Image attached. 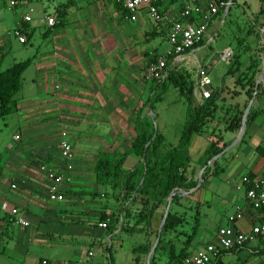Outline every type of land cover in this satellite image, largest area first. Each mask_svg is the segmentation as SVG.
I'll return each instance as SVG.
<instances>
[{
    "label": "crops",
    "instance_id": "crops-1",
    "mask_svg": "<svg viewBox=\"0 0 264 264\" xmlns=\"http://www.w3.org/2000/svg\"><path fill=\"white\" fill-rule=\"evenodd\" d=\"M183 2L184 0H159L158 3L160 10L168 18H172L177 17ZM228 2L227 9L222 10L210 20L205 34L208 43L214 42L215 47H217L214 52L216 61L222 62L219 56L224 50H228L230 59L232 55L238 57L239 66L230 75H225V70L216 86H211L210 80V92L215 93L211 118L196 134L201 135L205 132V128L209 129V143L213 141L212 137L214 135L221 138L216 147H220L222 144L227 146L235 138L237 131L233 133L222 131L223 133H221L219 127L215 125V119L222 116V113L233 117L238 110L242 109L245 103H248L251 98L247 100L245 91L248 89V85L246 80L253 71L260 68L261 59L264 55V0L257 1L255 10L246 15L245 19L237 17L238 13L234 10V6H237L238 3L234 0H228ZM240 3L243 6L245 5L244 1ZM17 8L25 10L23 15L29 10L30 13L36 12L38 23L35 26L41 28L43 48L31 59L30 64L33 65V75L24 82V87L22 86L23 78L21 76L30 64L21 73L18 90V92H21V96H16L18 92L15 94V107L9 113L19 114L16 121V132L10 138L16 146H13V144L6 145V149H13L14 153L11 155V163L0 167V202L5 201L9 210H14L18 216L27 222L26 216L39 219L36 226L32 225L34 234L30 241L33 242L54 238L55 233H53L52 225L54 226L58 222L57 214L66 213L67 207H79L80 214L88 211L93 212L95 218L97 216L94 222L96 227L101 214L105 216L104 221L106 222L109 218H117L118 221L112 230L104 229V232L108 234V245L106 247H102L99 243L98 251L94 253L93 245H95V242H91L89 247L82 253L78 248L76 250L72 246L69 256L64 260L43 257L57 264H105L106 253L104 249L109 246L115 264H120L119 258L122 253H126L128 256L127 264H146V254L143 253V249L146 242L149 243L155 239L154 233L157 231L167 204V197L153 211L149 219L147 233L146 228L144 230L143 223L136 225L133 231L129 233V229L135 221V214L141 209L138 199L134 200L132 196L124 198L119 186L113 187L109 184H104L110 188L108 194L105 191L91 192L90 187L93 185L100 186V184L94 182V174L91 170L93 162H88V156L89 154L108 151L110 144L105 145V139L108 138L107 140H109V137L114 138L110 151L120 149L124 152L128 150L129 146L119 147L120 140L118 139L129 134L127 130L132 132V136L135 134L133 120L129 117H132L131 113L136 109L138 100L147 94L144 86L145 82L141 80L140 65L145 57L149 58L152 54V47L140 50L137 49L138 43L142 47L149 40L159 39V33L162 30L165 31V39L168 23L163 21L154 24L142 10L136 14L134 21H129L126 13L115 0H46V3H41L39 0H28L26 6H18ZM44 16L54 19L55 24L53 27L46 28L44 26ZM20 19L21 17L15 22V25ZM33 28L28 23L26 24L28 32H33ZM208 29H212L211 34L207 33ZM223 36L226 37V40L220 39ZM29 39L25 43L29 42ZM205 39L199 46L186 51L173 66H188L194 71L198 66H206L209 76V70L215 62L210 60L208 55L200 56L199 54L203 45L206 44ZM1 47L2 43L0 42ZM261 47H263V50H261ZM255 60L259 62L256 68L252 62ZM222 63L228 68L230 62ZM245 74L247 78L239 82V78L244 77ZM257 75L256 72L253 79L254 84ZM192 78L194 83L191 89L192 101L189 106L186 105L187 119L185 126L189 121V113L204 101L199 98L195 72ZM258 84H260L262 92L257 96L252 93L251 97L253 98L248 109L253 117L245 126L241 138L215 160L218 168L217 174L211 175L212 165H208V160L212 156L210 157L207 149L205 150V158L201 162L192 164L188 159L184 162H178V157H176L177 162L173 166V172L177 174L182 172L183 177H185L184 185L194 180L197 181V173L202 167L204 169L209 167V170L198 187L195 189L194 186L188 189L187 191L190 190V192L186 195L183 194L185 192L183 188H177L180 194L178 193L176 201L169 204L168 211L180 216L183 221L161 236L160 248L154 254L155 264L167 263L170 246L173 249V256L177 255L183 247V242L186 236L191 233L193 227L192 225L189 233L181 230V226L187 223L184 207L186 205L190 206V203H194V201L195 207H198L201 203L197 200L199 193L202 198L207 193L215 196L216 200L225 199L227 207L223 208V211L220 210L221 208L216 210V207H213V212L210 214L213 227L210 226L208 231H201L199 237L204 241L191 249L190 245L194 241V235L201 225L197 216L195 233L189 244L184 248L182 258L178 259L175 264H181L184 258L198 251L205 244L213 242L215 230L227 225L226 218L228 216L235 213L240 214L241 217L235 221L234 226L241 231H247L251 225L259 221V212L248 206L243 196V190L239 186L240 178L244 175L253 179H264V147L261 146L264 145V129H262L260 123L255 122L257 117L264 114V78ZM23 89H25L24 92ZM253 89L255 88L253 87ZM149 94L151 95L150 88ZM41 109H48L47 116L39 117L38 112ZM140 117L142 118V116ZM1 118H4V116ZM49 119H56L59 124L63 122L66 128L64 133L71 139L72 151L76 155L72 163L69 182L59 187L63 198L68 196V199L65 202L64 200L58 203L52 202L55 205H51L46 199L47 182L38 171V166L40 164L57 168L60 166L57 143L40 148L28 160H26L23 148L25 142L35 141L38 138L40 129L44 126V123L49 122ZM212 119L214 120L213 124L211 123ZM117 146L118 148H116ZM156 160L155 170L159 172V168L163 169L160 172H164V180L167 167L165 168L163 164L158 162V149ZM140 162L138 156L130 153L124 158L120 169L124 173L135 171L136 174L133 179L135 181L139 176L140 168L138 164ZM149 164H153V158H151ZM8 174L12 177L7 179L5 184L3 179ZM10 185H14V188H10ZM160 187L162 191L164 182H161ZM144 191L147 192V188ZM157 193H152V199L146 195L150 203L154 200V195H156L155 198H159ZM96 197L98 198L97 201H95ZM80 198L85 200L82 202ZM80 201L90 209L86 210L85 205ZM207 202L209 201H206V206L209 209ZM202 216L206 218L208 214ZM70 221L76 223L78 219ZM42 223H46L49 228H43L42 233L44 236L37 238L39 225ZM14 227L8 224L7 215L0 218V240L2 235H7L8 230ZM82 229L86 236L89 230ZM62 231L64 229L55 228L57 235H60ZM68 236L71 237L72 235ZM112 236L114 239L119 238L122 240L121 243L126 241L125 252L121 251V244L118 250L111 252L110 241ZM181 237L183 238L181 239ZM72 239L73 237L70 240ZM133 240H137L138 244L134 245ZM88 252L92 254L90 257L87 256ZM46 255L51 256V251H48ZM39 259L41 258L30 260L31 262L24 259L23 263L20 264H35ZM219 261L222 264H264V252L250 245L221 252Z\"/></svg>",
    "mask_w": 264,
    "mask_h": 264
},
{
    "label": "rangeland",
    "instance_id": "rangeland-1",
    "mask_svg": "<svg viewBox=\"0 0 264 264\" xmlns=\"http://www.w3.org/2000/svg\"><path fill=\"white\" fill-rule=\"evenodd\" d=\"M41 3L45 2L46 0H39ZM244 1L245 5L243 6L240 2ZM257 1L259 0H234V2L238 3V5L234 6V10L238 13L237 17L239 19H245L246 15L252 13L256 6ZM25 10L23 8H16L11 11H7L4 6L2 5L0 1V42L2 43V47L0 48V70L8 68L10 65H12L15 62H21L26 59H32L36 53H39L42 48V32L41 28L36 27L38 16L36 12L29 13L31 17V21L28 23L29 26L34 27L32 36L29 39V42L20 45L16 42L15 39H13L9 34L11 29L14 27L15 22L19 20V18L23 15ZM242 13V14H241ZM164 33L165 31L162 30L161 33H159V39L149 40L146 45L143 44V46L138 47L140 50H144L146 48L150 49L152 47V54L149 57H155L156 55H162L165 54V51L168 48V45L166 44V41L164 39ZM208 34L212 33V29H208ZM221 40H226V37L223 36L220 38ZM204 42L206 44H204ZM203 42L202 50L199 51L200 56L202 55H208L210 57V60H214V65H212L211 69L209 70V77L211 80V86H216V84L219 83L220 77L224 74L226 70V65H224L220 61H216V56L214 55V52L216 51L214 42L209 44L208 40L206 38V41ZM218 44V41H217ZM148 57H145V59L142 61L140 65V73H141V80L142 82V71L145 65V62L149 61L150 59ZM143 59V58H142ZM218 59V56H217ZM231 61V59H230ZM229 61V62H230ZM230 64V63H229ZM194 69L189 68L188 66L184 67H176L175 74L180 75L181 78L184 80H188L191 84L193 83V74ZM33 75V65L30 64L27 68L25 73L21 76L23 78L22 86L24 87V82L27 81V79ZM246 75V74H245ZM245 78V77H244ZM195 81V80H194ZM154 82H145V88L147 90V94L138 100V104L136 105V109L131 113L132 117H129L131 120H133V130L135 132L134 136H132V132L127 130V133L125 136L119 138V147L124 148L125 146H130L131 142L134 140L135 136L140 133V131L143 129L147 135H150L153 131H155L160 138H162V143L160 144L158 148V162L160 164H163L166 168L168 165V162L170 161L172 155H173V166L178 161H185L188 159L189 162L192 164L195 162H201L205 158V150L207 149V146L209 144V129L205 128V132L201 135H194L191 136L188 140L182 139L183 132L186 128V119H187V106L186 103H183V100L177 95L175 87L171 84V81L165 82L164 86L161 90L154 89ZM149 88L151 90V95L149 94ZM25 89H23V92ZM161 91L160 99L159 101H155L153 98ZM150 95V96H149ZM17 97L21 96V92H18L16 94ZM149 96L150 100L146 101V97ZM148 102L151 103L152 109L151 111H147L148 108ZM243 110L236 113V115H242ZM48 109H41L38 112L39 117L43 118L45 115L47 116ZM18 113H13L4 116V118L0 119V167L10 164V159L12 153H14V150H7L6 145L7 144H13V146H16L11 141V135L16 132V121L18 118ZM142 116V118L140 117ZM232 116H228L224 113H222V116L217 117L215 120V125L219 127V130L221 133L222 131H227L226 126L228 124V121L230 120ZM129 119V120H130ZM241 119V118H240ZM213 120V119H212ZM209 122V121H208ZM211 122V121H210ZM256 123H260L262 125V129H264V114L262 116H259L255 120ZM214 123V120L211 122ZM40 134L35 141H29L25 142L23 144L24 148V155L26 157V160L31 158V155H33L35 152H37L40 148L48 147L49 145H55L57 143V152H59V135L61 133H64L66 130L63 122L59 124V122L56 119H49L48 123H44V126L40 129ZM62 131V132H61ZM126 131V130H125ZM237 131V130H236ZM234 131V132H236ZM229 132V131H227ZM125 133V132H124ZM233 133V132H231ZM66 135V134H65ZM218 135H214L212 137V140H216ZM66 139L70 142L71 148L72 143L71 139H69L66 136ZM105 139V145H109L110 148L106 152H101L98 154H89L88 156V162H93V167L91 168L92 173L96 170L101 174L100 167L102 166L103 162L106 160H109L112 165L122 156L123 151L122 150H111V144L114 141L113 137H109ZM264 147V145H261ZM105 148V149H107ZM118 148V146L116 147ZM73 152V151H72ZM75 153H73V159L72 163L75 158ZM79 156V155H78ZM176 157H178L176 161ZM146 160L149 162L151 161L150 153L147 152L145 156ZM111 165V166H112ZM40 166V165H39ZM38 166V167H39ZM111 166L107 168L108 172H111ZM140 168L139 176L142 173L143 170V163L140 162L138 164ZM51 168L55 170H62L61 164L57 167ZM163 169L159 168L156 175H154L155 179H159V183L156 187L148 185L150 182L145 181L144 182V188H147V196L151 198L152 193L157 195H160L161 193V182H163V176L164 172L161 173ZM72 172V170H71ZM95 174V173H94ZM138 176V177H139ZM12 176L10 174L6 175V177L3 179V183L6 184L7 179L11 178ZM137 177V178H138ZM95 178V177H94ZM103 178V177H102ZM136 178V179H137ZM122 179L121 177H118L114 181H110L108 183L111 186H119V189L122 188ZM94 182L96 183L95 179ZM85 189V188H82ZM153 190V191H152ZM91 192L95 191H105L107 194L110 192V188L108 185H93L90 187ZM201 192V191H200ZM197 195V194H196ZM156 196V195H154ZM47 199V196H46ZM68 199V196H65L63 198L64 202ZM152 199V198H151ZM204 199V200H203ZM224 199V198H223ZM80 200L83 202L85 199ZM98 198L96 197L95 201H97ZM201 203L198 207H195V201L194 203L191 202L190 206L186 205L184 207L186 211L185 219L187 223H184L181 226V230L185 233H189L190 229L192 227L193 223V217L195 214L199 217L198 220H200V227L197 228V232L194 235V241H192L190 248L193 249L197 247L204 239L199 237L201 234V231H208L210 226L213 227V224L211 222V213L213 212V207H216L217 209H220L223 211V208L225 209L227 207L226 200H216L215 196H211L206 193L205 197H200V193L198 196V199ZM48 201V199H47ZM80 201V202H81ZM206 201L209 205V209L206 206ZM49 202V201H48ZM81 202V203H82ZM51 205H55L52 202H49ZM85 203V202H84ZM193 203V204H192ZM83 204V203H82ZM86 207V210L90 209V207L86 206V204H83ZM62 206V205H61ZM189 207V208H188ZM66 208V207H65ZM116 211V210H115ZM80 208L79 207H67L66 213H60L57 214V220L58 222L55 223L53 227V233H55L54 238L51 240H41V241H30V238H32V235L34 234L33 226H36L38 224L39 219H33L30 216H26V220H28L29 226L20 229L19 227H14L13 229L8 230L7 235H2L0 240V264H20L23 263V260L26 259V261H33L36 258H43L48 257L50 259L54 260H64L67 258L71 252L72 246L74 248H78V250L82 253L85 251L91 242H95V245H93L94 253L95 251H98L99 243H101L102 247H106L108 245V234L105 233L104 229L97 228L94 225L95 222V216L94 213L90 211L80 214ZM208 214L206 218H204L202 215ZM78 219V222H72L70 220H76ZM43 228H49V226L46 223H42L39 225L38 230V237L42 238L44 235L42 233ZM55 228L58 229H64L60 233V235H57L55 232ZM89 230L88 234L85 236L83 229ZM71 230V232H69ZM101 230V231H99ZM145 230V227H144ZM73 237L72 240L70 236ZM183 237H181L182 239ZM122 239V237H121ZM119 238L114 239L112 236L111 238V252L116 251L119 248V245L121 244V251L125 252L126 250V241L122 242ZM134 245L138 244L137 240H133ZM153 241L149 242V246L145 248L144 254H147L149 248L151 247ZM51 248V249H50ZM50 249V250H49ZM51 251V256H47V252ZM24 254V255H23ZM24 257V258H23ZM120 264H127L128 263V256L126 253H122V256L119 258ZM30 261V262H31ZM29 262V263H30Z\"/></svg>",
    "mask_w": 264,
    "mask_h": 264
},
{
    "label": "built area",
    "instance_id": "built-area-1",
    "mask_svg": "<svg viewBox=\"0 0 264 264\" xmlns=\"http://www.w3.org/2000/svg\"><path fill=\"white\" fill-rule=\"evenodd\" d=\"M7 11L18 6H26L28 0H0ZM120 8L126 13L129 21H134L139 11H144L148 18L158 24L163 21L168 23V30L165 36L168 45L165 54L156 55L152 61H147L142 71L144 82L163 80L166 75L165 57L172 55L171 63L174 65L180 57L188 50L194 48L207 38L205 32L208 23L222 10H226L229 2L223 0H184L177 17L168 18L159 8V0H115ZM30 10L21 16L20 21L11 29L9 34L18 44H25L26 37L22 32V24L31 21ZM44 26H54V19L44 16ZM206 40V39H205ZM222 62L228 63L230 52L224 50L220 56ZM196 87L199 98L206 100L210 95V78L206 66H198L195 70ZM58 157L62 170H55L46 164H40L38 171L44 176L47 182L46 196L49 202L63 201V194L60 192V185L68 183L72 170L73 152L70 142L66 139L65 133L59 135ZM239 186L243 190V196L248 206L259 212V221L250 226L247 231L238 230L234 223L240 219V214L235 213L226 218L227 225L217 228L214 233V241L205 244L201 249L184 258L181 264H211L221 252L253 246L256 249L264 250V179H253L244 175L240 178ZM14 188V185H10ZM7 215V222L11 226L25 228L28 223L14 210H9L5 201L0 202V218ZM100 229L106 228V222L97 223ZM91 252L87 256H91ZM35 264H57L56 262L41 258ZM81 264V263H77Z\"/></svg>",
    "mask_w": 264,
    "mask_h": 264
},
{
    "label": "trees",
    "instance_id": "trees-1",
    "mask_svg": "<svg viewBox=\"0 0 264 264\" xmlns=\"http://www.w3.org/2000/svg\"><path fill=\"white\" fill-rule=\"evenodd\" d=\"M224 2H228V0H223ZM63 8V7H62ZM22 32L24 33L26 40L30 38L31 31L28 32L26 29V24H22ZM201 43L197 44L196 46H199ZM194 46V47H196ZM261 50H263V47H261ZM173 58L172 55L165 57V66H166V75L163 80H153L154 82V89L161 90L164 86L165 82L171 81V84L173 87H175L177 94L180 96V98L186 103V105H190L192 101V84L188 80H184L181 78L180 75L175 74L176 66L174 67L171 63V59ZM149 61H152L154 57H149ZM238 57L236 55H232L230 64H228V68L226 69L225 75L233 74L237 67L239 66L238 63ZM31 59H26L21 62L14 63L7 69L0 71V118L11 113L15 107V100L14 96L18 92L20 87V75L24 71V69L30 64ZM254 63V67H258L259 62L258 61H252ZM259 69H256L253 71L249 78L245 75L244 77L239 78L240 81H244L246 78V83L248 85V89L245 91L247 100H249L252 96V93H254V96H257L262 92L260 84H257L256 88L254 87V75ZM152 82V81H151ZM161 88V89H160ZM161 95V91L157 93L156 96H154L155 101H159ZM215 93H210L209 98L204 100L196 109H194L192 112L189 113V121L188 124L183 132L182 139L188 140L192 135H196L199 133L201 128L204 126V124L207 122L208 119L211 118L212 113V107L214 102ZM150 97L148 96L146 101H149ZM148 109L151 111L152 106L151 103L148 102ZM246 103L243 105L242 110L245 108ZM242 113V112H241ZM253 117V114L248 111L246 116L245 124L247 125ZM240 115H235L230 118L228 121V124L226 126V130L229 132H234L238 130L239 124H240ZM221 141V138L218 136L216 140H213L209 143L207 151L210 153V157L216 155L219 153L226 145L222 144L220 147H216V145ZM161 138L160 136L153 131L150 135H147L145 131L142 129L138 135L135 136L134 140L131 142L129 148L127 151H124L122 156L112 165V163L109 160H106L103 162L102 166L100 167L101 174L96 170L93 171L94 179L97 184H108L110 181L116 180L118 177L123 178L122 179V192L123 197L132 196V198L138 199L139 204L141 205V209L135 214V221L131 228L129 229V233L133 231V228L143 223V226L147 229L149 228V219L152 216L153 211L162 203V200L167 197L168 193H170L173 189L177 188H183L184 191H187L188 189L193 188L196 185V180L191 181L184 185L185 177H183L182 172L180 174H177L173 172V155L168 162L167 170H166V176L164 179V187L158 195L159 198H155L150 203L146 197L147 192L144 191V182H150L151 186L156 187L159 183V179H155L154 175H156L155 172V165H156V151L158 147L160 146ZM147 151H149L151 157L153 158V164H149L148 160H146L145 156ZM135 154L138 156V158L141 160V163H143V170L140 176L133 181L135 178V171L124 173L120 167L124 160V158L128 154ZM112 165V166H111ZM111 166V172L107 171V168ZM209 167H206L201 175V179L203 180L205 177V174L208 172ZM211 175H215L218 172V168L216 167V161L211 166ZM103 177V178H102ZM249 177V176H248ZM136 194V195H135ZM178 199V193L172 196L171 202L173 203ZM106 218L103 214L99 216V222L104 221ZM117 218H109V220L106 222V230L110 231L114 227V225L117 223ZM182 218L180 216H176L175 214L170 213L167 211L166 217L164 220V223L162 225L158 242L156 244V247L154 249V252L150 256L149 264H155V258L154 254L156 251L160 248L161 244V236L166 233L167 231L173 229L177 225L182 223ZM193 227L191 230V233L186 236L183 247L179 251L177 255L173 256V249L170 246L168 250V261L166 264H175L176 261L180 258H182V253L184 248L189 244L193 234L196 230L197 225V214L193 217ZM156 237V232L154 233V238ZM149 246V243L146 242L143 251L145 248ZM245 247V246H244ZM106 253L105 258V264H115L111 253H110V246L104 249ZM264 252V250H260ZM220 254L214 259V261L211 264H222L219 261ZM174 259V261H172Z\"/></svg>",
    "mask_w": 264,
    "mask_h": 264
},
{
    "label": "water",
    "instance_id": "water-1",
    "mask_svg": "<svg viewBox=\"0 0 264 264\" xmlns=\"http://www.w3.org/2000/svg\"><path fill=\"white\" fill-rule=\"evenodd\" d=\"M263 46H264V34H263ZM175 65V64H174ZM263 78H264V55L261 59V63H260V68H259V72H258V75H257V78H256V81H255V84H254V88H256L257 84L260 83L261 81H263ZM252 98L248 101V103L246 104L244 110H243V113L241 115V119H240V124H239V128L237 130V133H236V136L235 138L227 145L225 146L219 153H217L216 155L212 156L209 160H208V165H213V163L215 162V160L221 156L222 154L225 153V151H227L229 148H231L242 136L243 134V131L245 129V121H246V116H247V113H248V109L250 107V104L252 102ZM148 112L150 111L148 108H147ZM204 167H202L198 173H197V176H196V179H197V184L195 185V189L198 187L199 183L202 181L201 179V174H202V171H203ZM192 191V190H191ZM189 191H185L183 192L184 195H186L187 193H189ZM176 193H179L180 192L177 190V189H173L170 193H168L167 195V204L165 206V209H164V212H163V215L161 217V220L159 222V225H158V228H157V231H156V237L151 245V247L149 248L147 254H146V264H149V259H150V256L152 255V253L154 252V249L156 247V244L158 242V237H159V234H160V231H161V228H162V225L164 223V220H165V217H166V213L168 211V206L170 204V201H171V198L173 195H175Z\"/></svg>",
    "mask_w": 264,
    "mask_h": 264
}]
</instances>
